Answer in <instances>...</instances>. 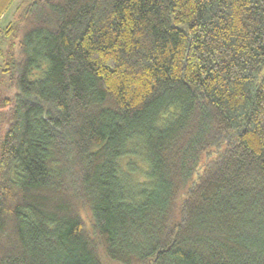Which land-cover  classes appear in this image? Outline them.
<instances>
[{
  "label": "trees",
  "instance_id": "obj_1",
  "mask_svg": "<svg viewBox=\"0 0 264 264\" xmlns=\"http://www.w3.org/2000/svg\"><path fill=\"white\" fill-rule=\"evenodd\" d=\"M0 21V264H264V0Z\"/></svg>",
  "mask_w": 264,
  "mask_h": 264
},
{
  "label": "rangeland",
  "instance_id": "obj_2",
  "mask_svg": "<svg viewBox=\"0 0 264 264\" xmlns=\"http://www.w3.org/2000/svg\"><path fill=\"white\" fill-rule=\"evenodd\" d=\"M16 1L19 3L20 0H16ZM10 14H11V11H8V12L6 13V16H5V21H6V22L9 20V18H10ZM3 19H4V17H3ZM2 22H4V21H0V23H2Z\"/></svg>",
  "mask_w": 264,
  "mask_h": 264
}]
</instances>
